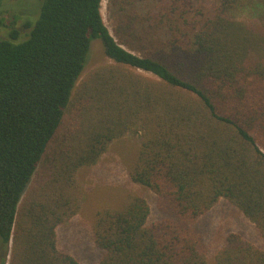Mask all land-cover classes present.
I'll return each instance as SVG.
<instances>
[{
  "label": "trees",
  "instance_id": "obj_1",
  "mask_svg": "<svg viewBox=\"0 0 264 264\" xmlns=\"http://www.w3.org/2000/svg\"><path fill=\"white\" fill-rule=\"evenodd\" d=\"M102 2L42 0L24 32L0 16V264H79L57 244L81 208L79 171L130 135L128 175L160 216L138 192L100 211L98 264H207L196 227L221 200L263 245L230 234L216 264H264V0H114L144 8L121 42ZM94 40L113 63L79 83Z\"/></svg>",
  "mask_w": 264,
  "mask_h": 264
},
{
  "label": "rangeland",
  "instance_id": "obj_2",
  "mask_svg": "<svg viewBox=\"0 0 264 264\" xmlns=\"http://www.w3.org/2000/svg\"><path fill=\"white\" fill-rule=\"evenodd\" d=\"M41 4L42 0H5L3 7L0 8V16L5 18V24L9 26L15 16L21 15L18 17L16 25L24 32L21 18L24 16L36 17ZM143 10L144 8H139V5L117 6L114 0H103L101 7L105 25L119 42L122 41L117 36L120 22H128L131 15L141 13ZM28 20L32 21L34 25L37 18H28ZM137 28L138 35L142 32V26L137 24ZM3 35H6V32H3ZM26 39L14 40V43H21ZM134 39H130L132 41L130 46H123L127 49H141V43ZM87 60L79 83L95 68L113 63L107 57L100 40L92 42ZM140 146L139 137L132 135L115 140L100 161L79 171L77 179L82 195L80 211L57 231L59 249L73 256L79 264L99 263L101 253L95 246L93 238V227L97 214L105 209H116L128 194L136 192L143 194L152 209L151 220L160 216L156 197L148 189L133 183L128 175ZM33 187L34 184L31 183L22 198V204H25L31 197ZM20 211H23L22 208ZM196 229L204 240L207 264H216V255L230 234H238L258 247L263 245L255 226L241 214L238 208L225 200H221L210 212H207L198 222Z\"/></svg>",
  "mask_w": 264,
  "mask_h": 264
}]
</instances>
